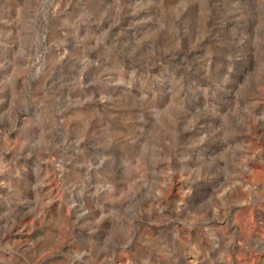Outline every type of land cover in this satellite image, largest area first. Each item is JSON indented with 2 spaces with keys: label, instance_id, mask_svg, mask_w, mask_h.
Returning <instances> with one entry per match:
<instances>
[{
  "label": "rangeland",
  "instance_id": "1",
  "mask_svg": "<svg viewBox=\"0 0 264 264\" xmlns=\"http://www.w3.org/2000/svg\"><path fill=\"white\" fill-rule=\"evenodd\" d=\"M0 264H264V0H0Z\"/></svg>",
  "mask_w": 264,
  "mask_h": 264
}]
</instances>
